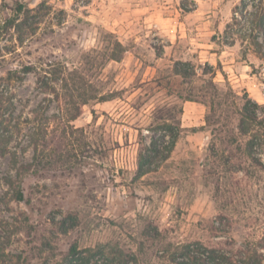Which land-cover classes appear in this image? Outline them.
<instances>
[{
	"label": "rangeland",
	"instance_id": "rangeland-1",
	"mask_svg": "<svg viewBox=\"0 0 264 264\" xmlns=\"http://www.w3.org/2000/svg\"><path fill=\"white\" fill-rule=\"evenodd\" d=\"M257 5L0 0V264H264Z\"/></svg>",
	"mask_w": 264,
	"mask_h": 264
},
{
	"label": "trees",
	"instance_id": "trees-1",
	"mask_svg": "<svg viewBox=\"0 0 264 264\" xmlns=\"http://www.w3.org/2000/svg\"><path fill=\"white\" fill-rule=\"evenodd\" d=\"M254 1V0H253ZM246 3V0H241V5L244 6ZM256 11H260V16L258 18H256V22L254 25V28L250 30V37H253V31H263L264 30V10H263V4H262V0H258V5L256 6ZM237 8H235V10L233 11L234 13V20L236 21V13H237ZM25 11V8L22 5H17L16 8L14 9V16L11 17L10 19L7 20V25L5 27V29H11L14 27L15 22L18 18L19 15H21L23 12ZM229 25L227 24L226 26V31L228 30ZM225 31V32H226ZM227 34V32H226ZM252 34V35H251ZM254 38V37H253ZM23 74H29V73H34L35 70L33 67L31 66H27L24 67L21 71ZM45 75H47V72H45ZM45 78V77H44ZM39 83L41 85V87H43L44 89H51L53 93H56L54 87H49L47 83L44 82V79H39ZM105 101V100H103ZM245 117V121L247 123H252V122H256V116L254 113L248 115V114H244ZM174 141L171 143V146H173ZM18 201H22V195L21 193L18 194ZM186 249V248H185ZM98 254H102V250L100 251H94L91 249H86L84 251H81L78 249L76 244H73L68 251V256L70 257V260L68 261L67 264H91L92 261L94 260V257ZM186 257V253L185 256ZM209 263H205V264H217L216 262V258L217 256H215L212 252L209 254ZM125 262V261H123ZM204 264V263H203Z\"/></svg>",
	"mask_w": 264,
	"mask_h": 264
}]
</instances>
